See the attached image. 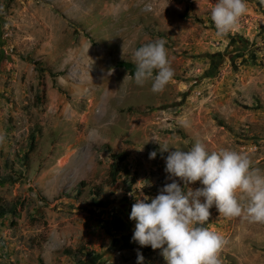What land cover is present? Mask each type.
<instances>
[{
	"label": "rangeland",
	"instance_id": "rangeland-1",
	"mask_svg": "<svg viewBox=\"0 0 264 264\" xmlns=\"http://www.w3.org/2000/svg\"><path fill=\"white\" fill-rule=\"evenodd\" d=\"M214 3L0 0V201L17 203L0 217V264H136L137 251L165 264L159 250L131 242L129 220L141 193L155 197L171 182L159 146L199 140L264 171V0H247L222 37ZM161 38L174 78L156 94L118 63L134 64L136 48ZM209 211L205 227L226 241L221 264H264V223ZM113 215L125 233L100 228Z\"/></svg>",
	"mask_w": 264,
	"mask_h": 264
},
{
	"label": "clouds",
	"instance_id": "clouds-1",
	"mask_svg": "<svg viewBox=\"0 0 264 264\" xmlns=\"http://www.w3.org/2000/svg\"><path fill=\"white\" fill-rule=\"evenodd\" d=\"M246 3L215 0L210 16L218 37L238 27L247 11ZM132 59L135 84L150 82V90L158 94L173 81L164 39L139 46ZM183 123L187 126V121ZM159 150L167 152L164 172L171 182L155 197L141 193L135 199L129 214V220L134 221L131 242L159 250L165 264H221L219 254L226 241L205 227L209 209L214 206L226 218L264 223V171L242 153L228 148L209 151L199 140L187 150L166 145ZM156 155L150 152L149 159ZM195 182L200 186L193 189ZM136 264H145L139 251Z\"/></svg>",
	"mask_w": 264,
	"mask_h": 264
},
{
	"label": "trees",
	"instance_id": "trees-1",
	"mask_svg": "<svg viewBox=\"0 0 264 264\" xmlns=\"http://www.w3.org/2000/svg\"><path fill=\"white\" fill-rule=\"evenodd\" d=\"M118 66L127 70L130 75H133L135 70L134 64L130 62H119ZM29 140L31 142L29 150L31 151L33 149L32 147V142L34 141L33 135L30 136ZM124 160H125V155L123 153L112 155V163L110 166V178H111L110 184L115 183V179L119 172V164H121ZM95 196H99V194L96 193ZM16 207H17V203H13L10 206H7L1 204L0 201V217L14 213L16 211ZM99 224H100V228L108 236L125 233L130 228L129 224L118 215H113L110 220L101 219L99 221ZM80 252H81L80 250L73 251L71 249H65L62 251L63 255L72 256V257H75L77 253L81 254Z\"/></svg>",
	"mask_w": 264,
	"mask_h": 264
}]
</instances>
